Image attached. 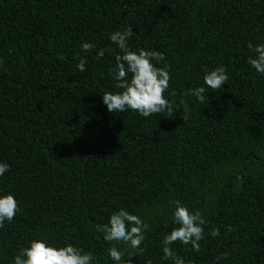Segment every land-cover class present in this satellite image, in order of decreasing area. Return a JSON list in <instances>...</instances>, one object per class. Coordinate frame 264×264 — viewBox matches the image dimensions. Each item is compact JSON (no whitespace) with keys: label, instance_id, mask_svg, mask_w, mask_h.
Returning <instances> with one entry per match:
<instances>
[{"label":"trees","instance_id":"obj_1","mask_svg":"<svg viewBox=\"0 0 264 264\" xmlns=\"http://www.w3.org/2000/svg\"><path fill=\"white\" fill-rule=\"evenodd\" d=\"M127 27L132 50L165 54L172 117L103 104L119 91L108 34ZM249 41L264 43V0H0V161L11 165L0 192L20 207L0 228V264L36 237L112 264L97 229L122 207L150 225L133 264H171L160 242L177 200L207 222L198 253L172 245L187 264L221 253L219 264H264V77L246 63ZM99 48L112 51L96 58ZM219 65L224 87L203 103L187 94Z\"/></svg>","mask_w":264,"mask_h":264},{"label":"clouds","instance_id":"obj_2","mask_svg":"<svg viewBox=\"0 0 264 264\" xmlns=\"http://www.w3.org/2000/svg\"><path fill=\"white\" fill-rule=\"evenodd\" d=\"M133 34L131 27L108 34V40L119 50L115 54L116 63L111 72L114 87L119 91H105L101 95L102 102L110 113L132 110L145 118L164 113H167L166 117H172L174 111L179 108L174 109L168 99L171 73L165 54L154 49L132 50L129 39ZM80 48L81 52L87 53L96 48V45L93 42L82 41ZM247 48L250 55L247 56L246 63L264 77V43L253 44L249 41ZM106 50L112 51L105 48L97 49L96 58L104 57ZM154 61L164 62L163 66H157ZM3 64L4 60L0 57V67ZM77 69L80 73L86 71L84 58L77 63ZM228 80V70L224 65L205 69L203 85L189 89L187 94L203 103L205 94L210 90L224 87ZM10 170L9 163L0 161V177ZM19 212L16 196L10 191L0 192V228L6 222L11 223ZM171 223L174 227L163 235L160 242L163 254L161 258L170 261L171 264H187L183 257L176 254L172 245L179 241L180 244L190 246L191 250L198 253L201 248L200 242L206 238L207 222L199 210H192L177 200L171 211ZM149 227V223L142 216L123 207L113 211L107 223L97 229L102 234V239L109 244L107 255L112 264H133L131 258L144 251L143 245ZM234 230L231 225L225 226V234ZM208 235L218 237L220 229L213 226ZM227 258L226 253H221L215 259L219 264L221 259ZM10 264H98V260L92 252L71 242L65 241L61 245L43 237H36L28 242V246L18 250ZM143 264H152V261L145 259Z\"/></svg>","mask_w":264,"mask_h":264}]
</instances>
